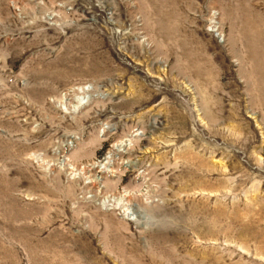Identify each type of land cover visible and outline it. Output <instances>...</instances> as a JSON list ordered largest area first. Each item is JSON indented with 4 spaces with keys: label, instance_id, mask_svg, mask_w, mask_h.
I'll return each mask as SVG.
<instances>
[{
    "label": "rangeland",
    "instance_id": "1",
    "mask_svg": "<svg viewBox=\"0 0 264 264\" xmlns=\"http://www.w3.org/2000/svg\"><path fill=\"white\" fill-rule=\"evenodd\" d=\"M0 264H264V0H0Z\"/></svg>",
    "mask_w": 264,
    "mask_h": 264
}]
</instances>
